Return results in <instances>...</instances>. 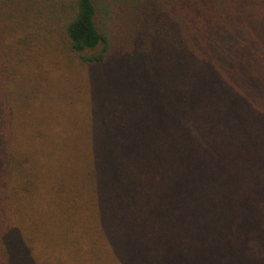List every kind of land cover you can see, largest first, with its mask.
I'll use <instances>...</instances> for the list:
<instances>
[{
    "label": "trees",
    "instance_id": "obj_1",
    "mask_svg": "<svg viewBox=\"0 0 264 264\" xmlns=\"http://www.w3.org/2000/svg\"><path fill=\"white\" fill-rule=\"evenodd\" d=\"M0 264H264V0H0Z\"/></svg>",
    "mask_w": 264,
    "mask_h": 264
},
{
    "label": "rangeland",
    "instance_id": "obj_2",
    "mask_svg": "<svg viewBox=\"0 0 264 264\" xmlns=\"http://www.w3.org/2000/svg\"><path fill=\"white\" fill-rule=\"evenodd\" d=\"M57 26L58 25L52 24L49 26V28H50L49 30H59V27H57ZM59 42H60V45L57 43L58 47L56 49H54V55H55L57 61H60L62 64H64L62 66L63 68H61L62 71H64V74H66L65 72H67L68 66L73 72L78 73V75L80 76V80L82 82V85H83V90L86 87L90 88L91 87L90 84H93V83L96 85L98 83L105 84V83H107V81H110L112 83L111 85H109L111 87V89H118L120 86H124V87L127 86V78L126 77H123L122 79L119 78L122 73H126V75L128 73V71H127L128 70L127 57H123V55H122L119 58L117 63L111 64V65H107V61L105 63L102 62V63L96 64V65L84 64L78 60L79 57L77 55H75L74 53H73L74 56L68 54L67 48L63 44V43H65V40L62 37L59 38ZM114 50L111 49V52H108L107 54H109V56L111 57V54L117 53ZM116 50H118L120 52L122 50V48L120 47ZM70 63H72V64L69 65ZM107 68H111L112 70L110 72H105L104 70H106ZM100 74H103V75H100ZM92 81H94V82L90 83ZM85 92L88 96L89 93H87L86 90H85ZM192 118H191L192 123H193V121L196 123L197 122L195 120L196 118H194V117H192ZM158 123H165V122L163 121V119H161ZM248 123H249V126L252 127V125L250 124L249 121H248ZM154 125H156V124H154ZM243 126L245 128H247V126L245 124ZM214 131L215 130H211V132H209L207 134V136L212 137V136L218 135V132H217V134L216 133L214 134ZM225 134H226L225 131L219 130L220 136H223ZM213 138L214 137H212V139ZM238 138H243L242 134H240L238 136ZM233 141H234V143H237V144H235V146L238 147L239 149H243V150L246 149V146L242 143V141H240L238 139H233ZM219 147H221V146H219ZM229 148H232V147L229 146ZM40 213L44 217V222L46 224H48L50 221L51 209L46 211V212L40 211ZM103 247H104V244H103Z\"/></svg>",
    "mask_w": 264,
    "mask_h": 264
}]
</instances>
